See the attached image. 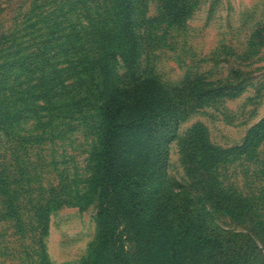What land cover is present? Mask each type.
Returning <instances> with one entry per match:
<instances>
[{"label":"rangeland","instance_id":"374dc122","mask_svg":"<svg viewBox=\"0 0 264 264\" xmlns=\"http://www.w3.org/2000/svg\"><path fill=\"white\" fill-rule=\"evenodd\" d=\"M188 1V15L173 22L161 0H135L132 46L125 43L123 33L117 34L120 39L116 42L121 44L115 45L109 61L112 79L121 86L150 78L174 93L186 88L184 93L188 99L191 89L196 95L203 90L214 91L198 102L203 107L183 113L177 137L170 147L167 171L171 189L186 187L208 199L205 189L201 188L204 182L200 176L189 173L188 165L192 163L185 158L189 151L185 144L193 130L198 129L209 146L230 150L244 145L250 132L264 120V0ZM55 2L0 0V50L9 49L10 43L6 44L3 37H8L18 24V35L23 36L19 39L20 49L31 45L35 34L29 36L28 30L23 29L36 19L28 21L24 15L36 5L42 7L44 3ZM71 18L76 22L74 15ZM36 29L39 43L44 39L41 37L43 23H38ZM90 40L81 36L82 46L90 44ZM34 51L26 48L24 53L27 56ZM6 53H0V65ZM83 55L91 56L90 46L82 51ZM74 59V53L64 51L50 65L52 69H59L65 67V61ZM36 76L29 73L17 80L12 76L7 84L8 92L15 93L20 101V93L35 85ZM97 79L102 80L101 76ZM94 80L89 74L68 80L72 84L69 91L76 95L74 99L79 104L67 107L66 112H52L51 116L43 111L42 118L32 112L25 115L21 112V118L17 117L13 123L8 121L0 129V167L6 172L8 182L22 179L20 174L32 181L31 193L25 194L28 190L25 183L18 186L21 208L17 213L26 229L24 235L18 233L13 218H6L7 210L0 207V264H31L32 259L38 261L37 253L42 251L48 264H89L98 234V192L92 177L96 165L94 156L99 149L97 107L101 97ZM23 97L28 99V109L32 111V94L26 93ZM180 101L186 107L190 103L183 97ZM14 102L10 96L8 103ZM17 109L24 108L18 104ZM12 113L10 117L19 114ZM255 133L249 150L231 157L224 167L218 168V173H223L227 194L250 203L244 202L242 212L252 205L254 211L259 210L256 214L259 218L252 220L232 213L239 211L234 206L216 207L211 201L209 206L215 223L229 235L254 236L264 248V230L259 220L264 216V130ZM53 188L59 203L49 215L47 231L38 235L29 201L38 194L47 199Z\"/></svg>","mask_w":264,"mask_h":264},{"label":"trees","instance_id":"16d2710c","mask_svg":"<svg viewBox=\"0 0 264 264\" xmlns=\"http://www.w3.org/2000/svg\"><path fill=\"white\" fill-rule=\"evenodd\" d=\"M55 1L52 5L49 2L42 7L36 5L24 15L28 21L36 19L23 29L28 30L29 36L35 34L31 45L26 47L27 51L34 48L33 53L26 56V48L19 47V39L23 37L18 35L20 24L8 37H3L10 45L8 50H0V53L7 51L0 65V129L8 121L13 123L17 117L21 118V112L24 115L32 112L37 118H42L43 111L51 116L52 112H66L67 107L79 104L74 99L76 95L69 91L72 84L68 80L81 79L86 74L96 79L94 87L99 89L101 97L97 107L100 137L92 184L98 192V234L89 264H264V248L255 237L241 233L229 235L215 223L209 206L210 201L216 207L234 206L239 211L232 213L252 220L259 218L256 215L259 210L254 211L252 205L242 212L247 201L225 192L223 173L218 170L231 157L249 150L255 132L264 130V120L250 132L244 145L230 150L209 146L202 132L193 130L185 144L186 151L189 149L185 158L192 163L188 165L190 175L200 176L204 182L201 188L209 198L186 187L174 191L169 187L167 171L170 147L177 137L182 115L185 110L203 107L198 102L214 91L203 90L196 95L191 89L188 99L186 88L174 93L155 79L146 78L128 86L116 84L109 57L115 45L121 44L116 42L119 33L132 46L135 0ZM161 1L171 21L177 22L188 15V0ZM46 7L42 13L37 12ZM40 22L44 39L37 43L36 28ZM81 36L91 39L90 44L82 46ZM88 46L91 56H82ZM64 51L74 53V61H65V67L52 69L50 61ZM29 73L37 75L36 83L20 93L22 98L17 101L15 93L8 92L7 84L12 76L17 80ZM26 93L32 94V111L28 109V99L23 97ZM10 96L15 99L12 104L8 103ZM182 97L190 100L187 107L180 101ZM18 104L24 108L22 111L17 109ZM12 112L19 114L10 117ZM19 176L22 179L15 178L9 183L0 167V207L7 210L6 218H13L22 236L26 229L17 213L21 208L18 186L25 183L28 189L25 194L31 193L32 181L25 174ZM53 194H56L54 188L47 199L38 194L29 201L38 235L47 231L49 215L59 203ZM259 220L264 230V216ZM37 254L39 262L32 259L31 264H48L43 251Z\"/></svg>","mask_w":264,"mask_h":264}]
</instances>
